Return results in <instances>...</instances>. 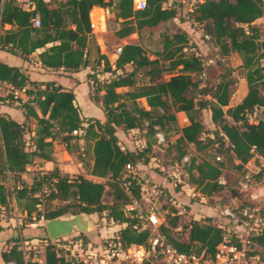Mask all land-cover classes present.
<instances>
[{"label": "trees", "instance_id": "16d2710c", "mask_svg": "<svg viewBox=\"0 0 264 264\" xmlns=\"http://www.w3.org/2000/svg\"><path fill=\"white\" fill-rule=\"evenodd\" d=\"M30 1L33 8H24L18 0H0V26H11L0 32V50L26 58L37 48L45 47L37 53L41 65L64 71L83 68L90 60L89 12L94 7L108 10L119 22V27L113 31L117 38H126L132 33L140 36L142 31H158L177 16L175 3L163 5L167 0H145L144 9H135L133 0ZM185 14L186 20L201 26L204 36L218 47L223 59L231 53H237L241 59L247 92L239 103L226 110L223 108L228 106L232 93L231 69L223 71L213 87L201 85L194 76L205 75L208 66L200 55L188 51L189 34L184 30L161 35L162 47L153 58L141 43L127 42L120 46L111 64L96 47V55L91 61L93 69L102 61V71L113 74L103 81L95 73L87 75L93 81V93L99 94L97 99L91 95L89 98L100 104L103 120L81 118L79 108L74 104L72 89H64L50 80L33 81V89H26L28 76L20 67L0 61V81L9 84L10 98L21 100L13 90L22 91L27 96L17 108L23 116L21 120L0 112V207L5 209L9 203L11 190L3 183V179L9 176L15 183L12 191H15L17 207L25 216L35 213L37 218L43 216L46 220L66 213L91 216L105 212L107 219L125 224L116 235L123 246H147L153 230L137 217L123 212L129 199L119 182L128 180L134 195L139 196L144 181L128 173L125 165L150 162L155 156L154 146L159 142V131L177 162L186 154L188 144L198 150H206L216 144V150L239 161L236 167L254 157L264 159V121L249 123L245 117L254 108H264V63L261 62L264 59V40H260L264 29L255 23L264 16V0H202ZM35 15L40 19L38 27L31 21ZM46 44L50 45L46 47ZM117 88L126 89L119 92ZM194 94L200 97L197 99ZM141 98L145 99L147 108L139 101ZM203 109L209 110L211 121L219 127L212 132L213 137L203 136L204 125L196 117ZM179 111H183L189 121L182 127H178L176 122L175 114ZM226 113L234 123L227 121ZM31 120L35 123L33 126ZM79 128H83V134H70ZM118 129L123 132L143 131V145L134 149L121 148L116 135ZM173 134L177 136L171 141ZM56 139L66 147L74 139L90 141L91 162L87 174L104 180L95 181L82 174L72 177L54 166L44 175L34 176L28 187L20 174L35 157L52 161L53 141ZM185 166L188 172L194 170L191 180L200 186L203 196L224 189L219 182L223 170L221 162L202 159L194 163L189 160ZM46 180L53 184L44 204L53 200L63 203L41 209L43 202L35 193ZM18 182L21 188L16 187ZM106 187L112 197L110 204L102 201ZM161 192L167 194L165 189ZM169 205H164L163 215L159 213L163 220L157 230L181 252L204 251L213 256L223 241V226L212 223L210 217L202 221L191 219L181 225L176 208ZM28 228L31 229L21 225L20 233L12 238L10 248L2 250L3 264L10 261L14 264H38L30 256L25 257L18 243L33 238L44 239L47 235L41 225L35 227L36 232L23 234V230ZM183 230L185 238L174 236ZM249 240L257 247L254 252L264 259V229L252 234ZM44 249L46 264H61L51 243Z\"/></svg>", "mask_w": 264, "mask_h": 264}, {"label": "rangeland", "instance_id": "374dc122", "mask_svg": "<svg viewBox=\"0 0 264 264\" xmlns=\"http://www.w3.org/2000/svg\"><path fill=\"white\" fill-rule=\"evenodd\" d=\"M173 3H176V9L178 12V15L175 19H170L167 21L160 30L149 32V31H142L140 36L137 35V33L130 34L128 37H126L124 40L127 42H139L143 45L145 48L147 54L151 58L154 57V53L159 51L162 47V38L161 35L163 34H169L175 31H179L182 29H189V48L188 51L190 53L200 55L202 59L205 61L207 70L205 71L206 74H201L199 76L195 75L194 78L200 81L201 85H207L209 87H213L220 79L221 73L225 71L226 69H231V75L230 79L232 80L231 85V96L232 98L229 100V106L230 101L231 105H236V103L240 102L241 99L245 96L247 92L246 87V81L244 78V70L240 66L241 59L237 53H231L228 58H222L220 56V53L218 51V47L215 46L213 41L207 37L204 36L203 30L201 29V26L193 23L190 20H187L186 23L180 24L179 18L186 17L185 13L187 12V9L182 6V4L178 3L177 0H173ZM24 5V4H22ZM163 5L168 6L169 1H166L163 3ZM105 11V18L107 21L108 29L107 32H98L96 33L97 39H96V45L93 47L94 55H96V47H98V51L101 54L106 55L109 63H113L115 60V55L117 51V47L122 43L120 42L112 33L114 28L116 27V21L112 17L111 13H108L106 9ZM97 13L100 14V11H94L93 15H96ZM186 20V19H185ZM118 23V22H117ZM257 25L262 26L264 29V23L262 22H255ZM187 25V26H186ZM260 40H264V35L260 36ZM117 55V54H116ZM262 63H264V59L261 60ZM98 65L95 69L88 70L86 72V75H89L91 73H95L100 81H103L104 79H109L113 76L110 72H104L102 71L103 65ZM129 70V68H128ZM37 73V70H36ZM32 75V74H31ZM168 77V75H166ZM86 80L89 83V90L88 94L91 95L93 98L97 99L99 97V94L93 93V81L86 76ZM125 89H122L121 91H124ZM11 91L9 88L1 87L0 88V111H3L4 108H6L5 105L8 106V103H10V106L13 110H16L19 105L21 104V101L25 100L27 96L22 92H18L17 95L21 100H16L10 98ZM194 96L198 99L200 96L197 94H194ZM208 97V96H206ZM11 99V100H10ZM141 104L143 105V100H139ZM146 103V102H145ZM228 106H225L223 109H227ZM176 122L178 127L185 126L189 123L188 118L186 114H180L179 112H176ZM197 119L204 125V133L203 136L207 137L208 135L212 136V132L215 129H219L218 125L214 124L210 119V112L208 109L199 110L197 115ZM226 119L229 123H234L233 119L226 113ZM245 117L248 122H258L259 120L264 118V109L263 107L254 108L253 111L246 113ZM31 126H33L34 120H31ZM143 131H136L131 132L129 131V140H137L139 138L143 137ZM159 134H163L161 131L158 132ZM128 134V133H127ZM121 135V134H120ZM177 135L173 134L170 137V140L173 141L174 138ZM163 139V138H162ZM162 139H159V142L154 146L155 150V156L151 159L149 168L147 169H155L156 170V176L155 178L157 180H153L154 178H148L147 177L149 172L145 168L135 169L137 177L140 175L146 178V185H142L139 189V192L143 193V196L147 199V209H150L152 207H156L158 209V212L162 215L164 214V205L170 206L169 204L173 205L177 213L179 215V222L184 224L185 222L193 219L194 217L199 221L204 220L206 217L211 218V222L216 225L223 226L224 229V237L226 239H230L232 241H235V235H239L242 240L246 241L250 239V236L254 233L259 232L260 230L264 229V182H262L258 187L253 189L255 193H257L258 198L256 199V204L259 207L258 213H256L257 217H259V220L257 222H251L249 224L243 223V217L239 215L236 210L231 209L230 201L233 199L236 195L235 189L238 186V181L240 179V176L244 172L248 173H256V169L259 166L261 157H254L251 158L248 162L241 165L240 167H236V165L239 164V161L237 159H229L224 152L216 150V144L211 146L210 148L204 149H196L193 145L188 144L186 154L184 156H187V160H182L180 162L175 161L174 154L171 151L168 150V147L166 143L162 141ZM118 141L123 143L121 139L118 138ZM55 153L58 157L66 161L65 165L68 166V162H74V165L76 166L77 162H81L83 165V168L85 172L88 171V165L91 162V142L87 140H78L74 139L70 141V144L66 147L65 143H63L60 139L55 140ZM54 153V150H53ZM221 155V160L218 162L222 163V174L220 177V180L222 181L224 185V189L221 191L213 192L209 196H203L200 192V186H197L194 182H192L191 177L194 174V170L192 172H188L186 169V163H188L189 160H193L194 163L200 162L202 159H209L210 161L217 162L214 158L215 154ZM35 162H33L31 165V168L27 171L29 174V182L26 183L27 186H31L32 180L34 176L37 175H44L49 170H35L39 169L41 163H39L37 160V157L33 159ZM54 160V158H53ZM151 167V168H150ZM35 168V169H34ZM62 172L68 173L70 176H76L79 173L76 172V170H72V172H66L64 170H61ZM24 172V171H23ZM147 173V175L145 174ZM259 174V173H258ZM257 174V175H258ZM21 175V174H20ZM162 177L164 180L169 182V185L165 187L167 194H164L161 192L163 189L161 187V184L158 183L159 177ZM264 174L261 176V173L259 175L260 180H262ZM152 179V180H151ZM3 183L5 184L6 188L11 192H9V203L8 206L4 209L3 207H0V223L9 222V218H12V222L15 228L17 226L24 225L26 222H28L32 215H36L35 213L31 214L29 217L25 216L24 214L20 213L18 207H17V200L15 199V191H12L13 186L15 183L13 182L12 178L9 176H6L3 179ZM53 182H48L47 180L44 181L41 185V189L37 191L35 194L38 196V198L43 202L42 205H40L41 209H44L45 207H55L57 205H60V203H63L61 201L53 200L49 204L46 203L47 199V193L50 190V187L52 186ZM16 187L21 188V184L18 182L16 184ZM143 187V188H142ZM167 188L172 191L171 194H169ZM156 191V192H153ZM252 190V189H251ZM241 192L240 196L244 199L249 201V193L250 191ZM175 195V197H171V195ZM166 197V198H165ZM171 198H175V203L172 204ZM167 199V203L165 201ZM102 201L104 203L110 204L112 202V197L110 194V189L108 187L105 188V192L102 196ZM165 201V202H164ZM125 207V206H124ZM166 207V206H165ZM15 208H17L15 210ZM207 209L208 212H207ZM227 209L230 210V212L234 213L233 216H230L229 213H227ZM127 215H132V213H127ZM212 215V216H209ZM160 216V214H159ZM103 217L102 212H99L97 214H93L90 216L91 221L94 224V229L91 233L85 234L80 233L82 239H86L88 241L92 242H98L101 237L104 235H109L113 233L114 235H117L119 232V229L125 226V224L120 223H111L110 221H102L101 218ZM163 220V217L161 218V222ZM45 221H41L38 224L41 226H44ZM37 224V225H38ZM11 225V224H10ZM181 225L178 228H181ZM102 229V234L99 232V230ZM107 231V232H104ZM45 235H47L46 231ZM161 233L159 232V229L156 231H153V236L149 239L150 241L154 240V237L157 236L156 234ZM183 233V234H182ZM181 232L175 233L174 236L178 238H185L186 234L184 230ZM72 234V233H71ZM68 236V235H67ZM166 243H168L165 236L161 235ZM48 237V236H47ZM46 237V238H47ZM38 241H35L34 243L29 241L22 242L20 241L18 243V246L25 252V257L30 256V259H32V256L36 249H40L41 246H44V240L48 239H36ZM163 241V242H164ZM251 242V241H250ZM256 247V246H255ZM254 245L252 244V250H255ZM257 248V247H256ZM260 255V254H259ZM261 256V255H260ZM262 257V256H261ZM263 258V257H262ZM148 264H166L164 261L160 260L159 258H151L147 261Z\"/></svg>", "mask_w": 264, "mask_h": 264}, {"label": "built area", "instance_id": "2783aa9c", "mask_svg": "<svg viewBox=\"0 0 264 264\" xmlns=\"http://www.w3.org/2000/svg\"><path fill=\"white\" fill-rule=\"evenodd\" d=\"M201 1L202 0H180V3L184 4L186 9L189 10ZM145 6V0H133V7L135 9H144ZM31 21L35 27L40 25L38 15H35ZM98 31V21L90 19V33L95 34ZM119 50L120 47L117 48V52H119ZM1 87H9L10 90V86L6 82L0 81V88ZM13 91H15L14 94L18 93L16 92L17 90ZM261 120L264 121V118ZM83 133V128L73 129L70 132L71 135H80ZM157 136L160 140L162 139L161 134L157 133ZM214 158L216 161H220L221 155L216 153ZM183 160H187V156H184ZM260 162L255 174L248 172L242 173L238 181V186L235 189L236 195L230 201L231 209L236 210V212L243 217V223L245 224H249L252 221L257 222L259 220V217L256 216L259 207L255 202L258 195L253 189L264 182V176L262 180L257 177L258 173H261V176L264 174V159H260ZM125 169L128 173L137 176L135 171L137 166L127 163ZM219 182L222 183L221 180H219ZM119 185L129 199L123 212L126 215L127 213H132L139 221L148 225L153 231H156L157 227L161 224L162 218L159 216L158 209L156 207L147 209V199L143 196L142 192H139V196L134 195L131 183L128 180H121ZM249 190H251L249 193V201L243 197L241 198L240 193ZM153 192L156 191L153 190ZM174 199L170 197L172 204L175 203ZM226 211L229 213L228 215H234L229 209ZM102 214V221L105 222L108 220L114 223L112 219H107L105 212H102ZM30 218L31 219L27 222V225L30 227H36L39 225V222L45 221L43 216L37 218L36 215H32ZM99 232L102 234V229H100ZM156 235L154 240L150 241L147 246L137 244L123 246L113 233L106 236L104 235L98 242H92L82 239L80 232H74L68 236L56 238L54 240L47 237L45 239H48V242L44 240V243H51L53 245L55 256L60 260L61 264H145L151 258H159L166 264H264V259L252 250V243L250 240L244 241L239 235H235V241H232L231 237L230 239L224 237L223 241L217 246L213 256L204 251L199 253L194 251L188 253L181 252L169 242L166 243L161 236L162 234L160 235L157 233ZM46 244L41 246V249H36L32 256V261L38 264H46L44 260V247ZM8 264H14V262L10 261Z\"/></svg>", "mask_w": 264, "mask_h": 264}, {"label": "crops", "instance_id": "0c3cea01", "mask_svg": "<svg viewBox=\"0 0 264 264\" xmlns=\"http://www.w3.org/2000/svg\"><path fill=\"white\" fill-rule=\"evenodd\" d=\"M18 1L22 4H24L23 5L24 8H33V3L30 0H18ZM167 1H169V4L173 3V0H167ZM177 2L180 4V0H177ZM183 5L184 4H182V6ZM183 7H185V6H183ZM97 10L100 11V14L97 13L96 15H93L94 11H97ZM107 12L110 13L109 11H107ZM111 15H112V13H111ZM177 15H178V12H177ZM185 16H186V14H185ZM89 17L91 20H97L98 21V24H99V31L98 32H103V31L107 32L108 25H107V21L105 18V11L103 8H101V7L92 8L89 12ZM175 18H173V19H175ZM185 19H186V17H182V20H181V18H179L180 24L186 23L187 20H185ZM117 22L118 21L115 22L116 23L115 28H118L120 25L119 22L118 23ZM256 22H261V23L263 22L264 23V16L258 18L256 20ZM10 27L11 26L9 24H4L2 27L0 26V32L2 31V29H8ZM182 30L186 31L187 33L190 32V31H188L189 29H187V30L182 29ZM96 35H97L96 33L90 35L91 39H90V43H89V52H88V57L90 60H89L88 64L86 66H84L83 68H80L78 70L64 71L61 68L60 69H51V68L43 67L37 58V53H39L45 47L44 48L43 47L37 48L33 53L29 54L26 58H24L20 55H14V54L6 51V50H0V61L6 63L8 65H15V66L20 67V70L28 76V81L26 82V86H25L26 89H29V90L33 89V85H31V83L33 81L38 82V81H48V80L54 81L55 84L61 85L62 87H64V89H72L74 92V95H75L74 104L79 108L80 117L83 119H85V118H96V119L103 120L104 114H103V110H102L100 104L93 103L89 98V94H88L89 83L86 80V76H87L86 72H88V70L93 69L91 61L94 57L93 47H94V45L97 44L95 42L97 39ZM117 39L120 42H122L119 45V47L122 44L127 43V41L124 40L125 38H117ZM49 45L50 44H46L45 46L48 47ZM116 54H118L117 51H116V53H114L115 57H117ZM36 70H37V73H36ZM6 88H9V87H6ZM122 89H126V88H117V91L120 92ZM231 98H232V96H230V99ZM141 100H143V102H144L143 106L147 108V105L145 103V99L141 98ZM5 106H6V108H4V110L0 111V112L9 114L10 116H12L13 118H15L17 120H21L23 118L21 111L19 109L13 110L11 107H9V105L8 106L5 105ZM231 106H234V105H231V101H230V107ZM228 107H229V104H228ZM179 113L184 114L183 111H179ZM136 131H138V130L137 129L131 130V132H133V133ZM116 135H117V138H119L123 141V143L118 141L120 147L123 149H134L137 147H141L144 143L143 137L139 138L137 140H129V138L127 137V135L128 136L130 135L129 132H123L120 129L117 130ZM55 143L56 142L54 140L53 146H55ZM53 150H54V153H52V155H53L54 160L49 161V160L37 158L36 161L41 163L40 164L41 166L38 167L39 169L34 168L35 170H50L54 166H56L60 170H64L66 172H72V170L75 169L76 172H78L79 174H82V175H84V176H86L92 180H95V181H103L104 180V179L99 178V177L88 175L87 172H85L83 165L81 164L80 161L76 163V166L74 165L73 161L68 162V166L66 167V165H65L66 161H64L63 159H61L60 157H58L56 155L55 147H53ZM33 162H35V161L33 160ZM150 162H148L147 164L138 163L137 169L149 168L148 165H150ZM31 166L32 165H29L26 168V170L24 172H22L20 175L21 178L26 183H30L28 180L29 174L27 173V171L31 168ZM147 170H148L147 172H149L148 173L149 175L146 176L147 180H148V178L149 179L154 178L153 180H157L156 179L157 178L156 170L155 169H150V170L147 169ZM145 174L147 175V173H145ZM155 176H156V178H155ZM139 177L141 179H143V181H144L143 185H146V178H144L141 175ZM158 177H159V175H158ZM159 178L160 179H158V183L161 184V187L163 188L162 190H164L165 187L169 185V182L164 180L162 177H159ZM167 190H168L169 194H171L172 191H170L168 188H167ZM171 197H175V195L172 194ZM16 209L17 208H15V210ZM208 210L209 209H207V212H208ZM20 213H22V212L20 211ZM22 214H24V213H22ZM209 216H212V215H209ZM229 218H230V215H229ZM193 219H196V218L194 217ZM197 219H198V217H197ZM24 225L26 227H30L27 225V222ZM30 228L31 229L28 228L29 230L24 229L23 234H32V233L36 232L35 227H30ZM18 233H20V226H17V228H15L13 225V222H12V218H9V222L4 221V223H0V264H3L2 259H1L2 250L10 248L11 244L13 243L12 238L13 237L15 238L18 235ZM36 239L37 238H33V239H30V241L32 243H34L35 241H38ZM24 242H26V241H24ZM40 249H41V247H40Z\"/></svg>", "mask_w": 264, "mask_h": 264}, {"label": "water", "instance_id": "95a60500", "mask_svg": "<svg viewBox=\"0 0 264 264\" xmlns=\"http://www.w3.org/2000/svg\"><path fill=\"white\" fill-rule=\"evenodd\" d=\"M44 228L47 236L51 240H54L56 238L70 235L74 232L89 234L93 231L94 224L91 221L90 216L86 213H66L46 219L44 222Z\"/></svg>", "mask_w": 264, "mask_h": 264}]
</instances>
